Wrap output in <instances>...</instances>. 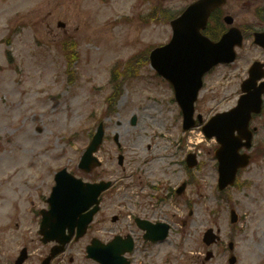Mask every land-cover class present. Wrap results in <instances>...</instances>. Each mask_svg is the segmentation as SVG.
Returning a JSON list of instances; mask_svg holds the SVG:
<instances>
[{
	"label": "rangeland",
	"instance_id": "1",
	"mask_svg": "<svg viewBox=\"0 0 264 264\" xmlns=\"http://www.w3.org/2000/svg\"><path fill=\"white\" fill-rule=\"evenodd\" d=\"M193 1L0 0V234L4 238L8 230L12 235L18 224L22 229L15 232L17 246L3 245L2 264H8V255L24 244L20 234L25 226L33 227L28 238H34L28 264H38L49 252L37 235L39 223L31 215L32 203L37 209L46 208L55 170L67 168L81 175L77 164L113 91L111 69L116 65L120 96L114 115L105 119L108 137L98 152L104 170L117 178L131 176L142 167L146 171L143 179L172 185L189 178V189L182 196L187 201L171 199L159 209L173 221L187 222L181 221L184 232L176 237L177 248L169 243L162 246L163 258L172 254L175 264H191L192 257L208 250L202 238L213 227L221 230L224 240L216 248L220 258L223 247L234 240L238 264H264V159L253 161L254 169L240 178L253 177L252 187L248 183L249 188L231 190L228 201L219 197L214 144L204 137V124L183 132L173 89L158 78L146 58L138 60L151 46L169 42L172 28L165 18L179 15ZM255 5L256 0H228L222 11L252 23L257 17ZM60 22L64 27L58 26ZM11 32L10 43L5 42ZM72 46L78 58L69 65L63 49ZM7 49L15 57V66L9 64ZM133 60H138L133 68L127 66ZM208 77L196 107L204 120L226 110L237 98L236 82L223 68ZM134 115L136 126L131 124ZM115 134L120 135L125 170L118 166ZM201 136L203 144L197 146ZM190 151L197 154L198 164L188 169L184 161ZM170 161L175 164L169 166ZM127 184L119 189V197L125 194L134 207L130 199L134 198L133 179ZM232 209L240 217L236 226L229 218ZM135 213L118 202L102 211L100 223L75 246L73 255L84 264H96L85 256V244L112 226V216L130 218ZM30 217L33 220L23 223ZM101 239L107 238L103 235ZM138 254L134 264H139Z\"/></svg>",
	"mask_w": 264,
	"mask_h": 264
},
{
	"label": "water",
	"instance_id": "2",
	"mask_svg": "<svg viewBox=\"0 0 264 264\" xmlns=\"http://www.w3.org/2000/svg\"><path fill=\"white\" fill-rule=\"evenodd\" d=\"M226 0H200L191 5L184 15L178 20L173 21L174 39L169 46L159 49L152 54L154 66L173 82L176 89L177 98L180 101L184 115L186 128L194 125L192 121L194 114V101L197 93L202 86V76L210 70L215 63L223 61L232 53L233 46L237 39V35L230 33L227 38L219 43L211 44L200 30L207 24L208 17L213 10L221 6ZM226 21L232 22L230 18ZM224 115H218L217 119H223ZM207 131V127L205 128ZM210 133L209 135H212ZM219 135V133H218ZM96 142L94 145H96ZM91 151H89V154ZM92 159H90V162ZM92 161L91 164H94ZM222 168L221 170H223ZM228 179L222 174L221 185H226L229 181L233 182L234 172L229 173ZM57 191L54 193L52 201L56 207L67 206V208L59 212L58 217L63 223L71 220L74 224L77 216L87 209L96 200L100 194V190H95L89 194L81 192L68 185L63 175L57 176ZM56 199V201H55ZM72 202V203H71ZM77 209V213H75ZM91 219L90 215L85 216L84 224ZM211 235L208 234L209 238ZM105 264H108V256L104 254Z\"/></svg>",
	"mask_w": 264,
	"mask_h": 264
},
{
	"label": "flooded vegetation",
	"instance_id": "3",
	"mask_svg": "<svg viewBox=\"0 0 264 264\" xmlns=\"http://www.w3.org/2000/svg\"><path fill=\"white\" fill-rule=\"evenodd\" d=\"M264 2V1H263ZM250 34H248L247 42L249 44V47H246L247 42L244 44V46L240 49H238L237 52V58L233 65L225 64L222 67L224 69H235V77L237 81L238 86V97H243L248 95V93H254V94H261L263 97V104H262V112L260 115L252 116L249 129H252V146L249 150V154L251 156V162L256 161L259 162L260 160L264 159V47L260 46L258 43L255 42V36L257 33L261 32L264 33V12L262 14L261 22L259 23L256 30H249ZM262 39L264 40V36H262ZM256 65V68L253 72H251L252 67ZM252 77V81L249 86H246L245 83L248 81L249 78ZM244 141V140H243ZM245 142V141H244ZM142 175H139V186L141 187L140 193L143 194L145 191L144 197L138 198V202L136 204L137 211L140 214V219L145 221H150L151 223L160 222L161 220L159 218V210H158V203L164 204L167 199H165L168 196H178L179 194V186L170 188H165L168 194H166L165 198H159L156 195L157 188H155V183L150 184L148 183L149 180L143 179ZM188 184V182H185ZM112 193H108L105 197L111 196ZM114 201L113 197L108 198V201L111 202ZM121 200V199H120ZM111 204L109 203V206ZM121 219H119L117 222H119ZM132 223L129 225L127 230L123 233L124 236L129 235H135L139 234L140 238L142 239V250L141 255L142 259L147 261H151L152 263L149 264H159L162 259V254L160 249L158 248L163 243L161 242H152L149 240H145L146 235V229L140 227L135 222V217L131 221ZM171 236L174 233L173 230H171ZM170 236V237H171ZM168 238V240L170 239ZM166 240L165 242H168ZM171 241V240H170ZM172 242V241H171ZM207 252L205 251L201 255L194 256L191 259V264H221L219 262V254L217 252H214L212 255V258H207ZM61 260V259H60ZM69 262L73 263L74 259H70ZM132 264V260L131 263ZM143 264V262L141 263ZM146 264V263H145ZM148 264V263H147ZM165 264L168 263V259H166Z\"/></svg>",
	"mask_w": 264,
	"mask_h": 264
},
{
	"label": "bare ground",
	"instance_id": "4",
	"mask_svg": "<svg viewBox=\"0 0 264 264\" xmlns=\"http://www.w3.org/2000/svg\"><path fill=\"white\" fill-rule=\"evenodd\" d=\"M157 164V163H156ZM157 168H160L159 166Z\"/></svg>",
	"mask_w": 264,
	"mask_h": 264
}]
</instances>
